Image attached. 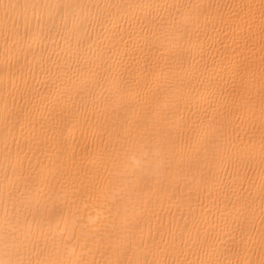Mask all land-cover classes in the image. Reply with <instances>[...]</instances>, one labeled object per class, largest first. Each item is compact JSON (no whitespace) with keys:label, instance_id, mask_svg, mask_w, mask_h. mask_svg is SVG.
Here are the masks:
<instances>
[{"label":"bare ground","instance_id":"obj_1","mask_svg":"<svg viewBox=\"0 0 264 264\" xmlns=\"http://www.w3.org/2000/svg\"><path fill=\"white\" fill-rule=\"evenodd\" d=\"M0 264H264V0H0Z\"/></svg>","mask_w":264,"mask_h":264}]
</instances>
